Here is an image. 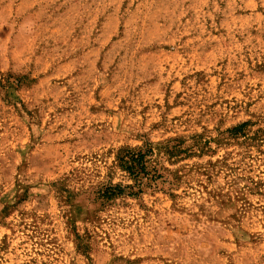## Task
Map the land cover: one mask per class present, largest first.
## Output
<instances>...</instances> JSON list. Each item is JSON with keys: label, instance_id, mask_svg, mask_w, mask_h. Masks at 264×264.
I'll use <instances>...</instances> for the list:
<instances>
[{"label": "rangeland", "instance_id": "rangeland-1", "mask_svg": "<svg viewBox=\"0 0 264 264\" xmlns=\"http://www.w3.org/2000/svg\"><path fill=\"white\" fill-rule=\"evenodd\" d=\"M0 264H264V0H0Z\"/></svg>", "mask_w": 264, "mask_h": 264}, {"label": "trees", "instance_id": "trees-1", "mask_svg": "<svg viewBox=\"0 0 264 264\" xmlns=\"http://www.w3.org/2000/svg\"><path fill=\"white\" fill-rule=\"evenodd\" d=\"M153 152L152 147H146L144 150L134 149L129 147H121L115 152V161L118 168L125 171L131 178L135 179V184L125 185L121 184L107 186L102 192L101 196L111 198L121 194L125 188L133 193L134 187H140L143 182L140 181V175L145 173V158L147 154Z\"/></svg>", "mask_w": 264, "mask_h": 264}]
</instances>
